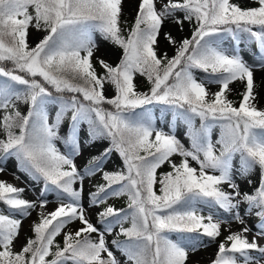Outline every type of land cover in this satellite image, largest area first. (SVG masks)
I'll list each match as a JSON object with an SVG mask.
<instances>
[{
	"label": "snow or ice",
	"instance_id": "snow-or-ice-1",
	"mask_svg": "<svg viewBox=\"0 0 264 264\" xmlns=\"http://www.w3.org/2000/svg\"><path fill=\"white\" fill-rule=\"evenodd\" d=\"M124 3L0 0V174L14 160L16 172L42 185L29 200L26 188L0 179V264H264V0H137L126 35ZM186 23L190 37L177 39L171 29ZM32 30L43 33L34 45ZM104 42L121 50L115 64L97 55ZM246 45H255L251 62ZM237 82L238 106L229 99ZM181 123L188 147L176 134ZM113 154L120 163L105 170ZM96 176L103 183L89 207L104 205L101 227L82 203L85 180ZM52 192L59 203L48 211ZM122 196L126 209L108 204Z\"/></svg>",
	"mask_w": 264,
	"mask_h": 264
},
{
	"label": "rangeland",
	"instance_id": "rangeland-1",
	"mask_svg": "<svg viewBox=\"0 0 264 264\" xmlns=\"http://www.w3.org/2000/svg\"><path fill=\"white\" fill-rule=\"evenodd\" d=\"M136 3H137V0H125V3H124V16L122 18V25H124V23H123L124 20H127V22H128L129 20L133 19L134 14H135L134 7H135ZM127 5H130L129 9H125ZM127 26L128 25L125 26L126 29H127ZM193 28H194L193 24H187L186 23L183 32H179L175 28H172L171 30H172L173 35L176 36L177 39H179L181 37H190V35H191L192 31H193ZM123 29H124V34L126 35L127 34V30L125 28H123ZM165 30H167V29H165ZM41 35H43V33H37L35 30H32L31 33H30V42L34 45L35 42L37 41L38 36H41ZM94 35H95L96 39L99 41L100 40L99 34L96 33ZM230 46H231V41L230 40L226 41L225 47H230ZM160 49L163 50V51H166L168 53L169 57H171V56H173L175 54V50L171 46L165 45L163 43V40H161ZM120 51H121L120 49L114 48L111 44L104 42L101 45V51L99 53H97V55H101L108 62H111V63L115 64L118 61V58H119V55H120ZM254 53H255L254 45H251V46H247L246 45L242 49V54H243L244 58L246 60H248L249 62H251L252 59L254 58ZM97 70L101 71L100 68H99V65H97ZM259 73L260 72L257 71V73H256V77L257 78L260 75ZM195 74H196L198 79H206L205 74H203V73H201L199 71H196ZM136 83L138 85V90H140V91H147L148 88H149L147 83H146V81H145V79H144V77H141L139 75H137V77H136ZM232 87H233L234 90L229 95V99L232 100L234 103H236L235 100L238 98L239 94L243 91V85L241 83L237 82ZM216 90H217L216 87L212 86V91H216ZM113 94H114V91L111 88H109L108 91H107V95L108 96H112ZM257 106L259 108H261V109H264V93H262L261 98L259 99V102H258ZM20 109H21L22 112L26 113L27 112V105H20ZM137 111H140V110L138 109ZM54 112H55V109L51 108L50 109V120L54 116ZM152 112H153L154 118H156L157 127L165 128V130L167 131L168 129L166 127L165 122H163L161 119H159L160 116H161L160 107L159 106L153 107L152 108ZM198 125H199V121H197V126ZM66 128H67V123H65V125L61 128V135L65 134V129ZM82 131H87V126L86 125L82 126ZM176 134H177L178 138L181 140V142L184 143L186 147H188L189 146V141H188L187 137L184 135V125L182 123L179 124V126H178V128L176 130ZM218 135H219V129L215 128L213 130V136H212L213 140L218 138ZM82 139H83V137H82ZM105 146H107V142L106 141L103 142V143L97 144L96 147H89L87 149V151H85L84 156L79 158V159H77L78 166H82L86 162V159L90 155L97 154L99 152V150L102 149ZM58 147L61 148V151L65 150L63 144H61V143H58ZM173 159L176 162H179L181 157L175 156V157H173ZM119 163H120V161H119L118 156L116 154H113L111 156L110 162L106 164L105 170H109V171L114 170V169H116L118 167ZM192 166L197 167V165L194 162H193ZM169 170H170L169 166L167 164H165L160 169H158V175L160 173L167 172ZM13 172H16L15 161L14 160H9L8 163H7V171L5 173H3V174H0V179L6 180V181L11 182V183H14L18 187L26 188V191L23 194L24 197L29 199V200H35L38 197L39 193H40L42 185L39 184V183L32 182L31 180L28 179L27 176H25L23 173H20V172H16V175L20 177L19 180H16V179L13 178V175H12ZM101 181L102 180H101V178L99 176H96V177H94L92 179L85 180V182H84V193H83V198H82V203L84 204L85 208L88 211V218L97 227H101V224H100L96 214L99 211L103 210L104 205H100L98 207H89V201H90L89 193L93 192V191H96V184L98 182H101ZM159 187H160L159 184H157L156 185V190H157L158 193H159ZM47 199L49 200V204L47 206V210L48 211L54 210L57 207L58 203H59L55 192L49 193L47 195ZM108 204L114 205L116 208H119V209H126L127 208V197L126 196H122V197H119V198H110L108 200ZM0 207H2V205H0ZM201 207H205V206L201 205ZM205 214H207V208L206 207H205ZM36 219H37L36 213H33V215L29 219H26L24 221V232L25 233H27V234L30 233V231L28 229V225H29V223L31 221H34ZM254 223H256V221L254 219L249 221V225L250 226L252 224H254ZM79 226L80 225L78 224V222H74L69 227L71 229H75V228H77ZM129 226H130V222L124 224V227H129ZM237 227H239V225L234 223L233 224V228H237ZM116 231L117 232L119 231L118 227L116 228ZM225 235H227V233H225ZM93 236L95 237V234H93ZM172 236L174 238L175 234H172ZM57 238H62V236L61 237H57ZM114 238H116L115 237V233L112 236H108L107 237L109 242H111V240L114 239ZM21 239H23V235H22ZM119 239L123 240L124 237L121 236V237H119ZM259 242L262 245H264V239H261ZM215 251H216V247H215V245H213L210 248H208L207 250L202 251L200 253V256L203 259H207ZM117 256L122 261L124 260V257L120 256L119 253H117Z\"/></svg>",
	"mask_w": 264,
	"mask_h": 264
},
{
	"label": "trees",
	"instance_id": "trees-1",
	"mask_svg": "<svg viewBox=\"0 0 264 264\" xmlns=\"http://www.w3.org/2000/svg\"><path fill=\"white\" fill-rule=\"evenodd\" d=\"M133 20V19H132ZM132 20L131 21H128V23L127 24H124V25H122L123 26V28H125L126 29V25H128L127 26V28L131 25V23H132ZM127 30V29H126ZM145 79V81H146V83H147V85H148V87H150V85L148 84V82H147V80H146V78H144ZM105 107H107V108H109V109H111V106H108V105H106ZM99 183H103V181H101V182H99ZM114 206V205H113ZM28 235H31V232L28 234ZM57 241L59 242V243H61L62 244V238H57Z\"/></svg>",
	"mask_w": 264,
	"mask_h": 264
},
{
	"label": "bare ground",
	"instance_id": "bare-ground-1",
	"mask_svg": "<svg viewBox=\"0 0 264 264\" xmlns=\"http://www.w3.org/2000/svg\"><path fill=\"white\" fill-rule=\"evenodd\" d=\"M130 5H127L125 9H129ZM260 75L258 76V81L260 80V77H261V73H259Z\"/></svg>",
	"mask_w": 264,
	"mask_h": 264
}]
</instances>
